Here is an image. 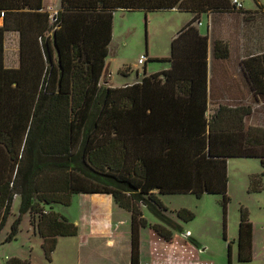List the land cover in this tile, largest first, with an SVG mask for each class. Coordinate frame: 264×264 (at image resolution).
Instances as JSON below:
<instances>
[{
	"label": "trees",
	"instance_id": "16d2710c",
	"mask_svg": "<svg viewBox=\"0 0 264 264\" xmlns=\"http://www.w3.org/2000/svg\"><path fill=\"white\" fill-rule=\"evenodd\" d=\"M60 2L51 22L48 13L37 12L43 9L42 0H0V14L24 11L23 51L25 40L37 41V52H21L18 70L6 68L0 52V232L15 198H20L19 216L5 243L16 240L22 217L29 215L50 260L58 238L79 233L77 225L52 207H69L77 195H109L130 213L131 264L140 263V229L147 225L143 207L161 221L151 228L164 241H172V229H179L168 217L162 196L221 197L226 230L227 161L258 159L263 172L252 176L250 185L252 192L262 189L264 127L248 124L262 111L251 105H220L208 115L209 38L196 23L202 15L244 12L230 0ZM258 9L264 15L259 4ZM173 10L194 18L171 42V68L144 73L141 83L125 87L100 85L114 13ZM211 55L214 61L227 59L228 46L213 39ZM241 67L253 98L263 106L264 52L247 57ZM239 212L238 260L248 263L253 259L254 227L247 211ZM176 215L186 223L195 219L185 209ZM7 264L32 263L15 258Z\"/></svg>",
	"mask_w": 264,
	"mask_h": 264
},
{
	"label": "rangeland",
	"instance_id": "374dc122",
	"mask_svg": "<svg viewBox=\"0 0 264 264\" xmlns=\"http://www.w3.org/2000/svg\"><path fill=\"white\" fill-rule=\"evenodd\" d=\"M244 10L255 11L258 4L264 8V0H240ZM258 2V4L256 3ZM52 7L58 8L60 0H49ZM250 16V15H247ZM193 15L179 12H125L117 11L113 15V47L110 58L112 73L110 85L114 88L121 83L135 81L140 77L160 73L166 62L157 58L170 55L171 41L178 25ZM241 16H232L223 21L219 17L215 33L226 36L236 53L243 47H251L252 40L262 41L264 45V16L242 26ZM206 21V19H205ZM202 32H205L201 28ZM205 29V28H204ZM241 34L243 37L241 38ZM249 50L247 49L246 52ZM245 52V51H244ZM146 58L145 65H139L140 58ZM129 69V76L124 70ZM162 72V71H161ZM262 112L254 116L249 125L264 127V105L258 107ZM263 172L258 159L235 158L227 161L229 203L226 213V230L221 197L204 195L197 199L193 195L162 196V203L169 209L168 217L175 227V236L184 240L198 254L199 264H264V178L260 192H252L250 178ZM102 197V196H98ZM92 198V199H91ZM95 197L73 196L69 207L54 205L53 211L70 222L80 226L75 237H60L51 259L45 257L42 240L33 235L29 215L22 217L20 231L16 240L5 243L13 221L19 216L20 198L16 197L4 229L0 232V264L12 259L29 261L32 264H129L132 256L129 214L103 207L95 203ZM240 208L247 211L253 227L256 229V249L253 260L241 263L238 260V228ZM188 210L195 214L192 222H183L176 212ZM147 225L140 229L139 258L150 263V229L162 225L152 212L142 208ZM192 240L195 242L192 243ZM180 254L177 262L184 259Z\"/></svg>",
	"mask_w": 264,
	"mask_h": 264
},
{
	"label": "crops",
	"instance_id": "0c3cea01",
	"mask_svg": "<svg viewBox=\"0 0 264 264\" xmlns=\"http://www.w3.org/2000/svg\"><path fill=\"white\" fill-rule=\"evenodd\" d=\"M231 1V0H230ZM240 1V0H238ZM241 2V1H240ZM242 3V2H241ZM232 4V3H231ZM233 5V4H232ZM243 5V3H242ZM43 9L37 12H46L49 14L51 22L53 21V17L55 13L60 9L61 2L58 8L52 7V4L49 0H42ZM234 6V5H233ZM235 7V6H234ZM263 7V6H262ZM236 8V7H235ZM244 12V14H240L237 16H241L242 26L252 21H256L259 19V15H263V11H260L257 6V10L253 12H249L243 9H238ZM22 11H14L12 14L4 13L0 14V29H4L3 31L0 30V52H4V65L8 69H15L18 70L21 66V52H37V48L35 46V39H31V41L25 40V51H23L24 41L21 36V28H23V20L22 16L20 15ZM35 13V11H32ZM173 12H177L173 10ZM180 13V12H179ZM190 14V13H188ZM193 15V14H191ZM250 15V16H247ZM235 15H228L222 17L223 21L227 18H230ZM264 16V15H263ZM32 19L38 18V16H31ZM192 18L184 19L180 25L176 28L175 36L173 39L178 35V33L184 28L186 24H188ZM206 19V21H205ZM219 18H213L211 15H202L196 23V27L199 30L202 36H208L209 38V58H208V94H209V111L208 115L211 116L219 108L220 105L225 106H253L254 109L261 106V103L258 105L257 101L253 98L247 81L244 77L242 72L241 62L245 60L247 57H251L254 55H259L264 52V45L260 40L257 44V41L254 39L253 45L251 47L243 45L238 49V52H234L232 49L231 42L226 36H222L219 33H215L216 24H218ZM7 21L8 27H5ZM243 26V27H244ZM201 28L205 30V32L201 31ZM205 28V29H204ZM31 29H34L32 26ZM51 34L48 33L46 38H48ZM243 34H241V38ZM52 39V38H51ZM172 39V40H173ZM213 39H220L223 41L229 50V57L225 60H213L212 59V40ZM113 34H112V41L109 46V55L106 58L105 62V69L103 76L100 81V85L105 87L114 88L110 85L111 80V71H110V58L112 55V47H113ZM172 42V41H171ZM264 43V42H263ZM27 44V45H26ZM37 44V41H36ZM41 45V42L39 43ZM28 46V47H27ZM53 47V45H51ZM28 48V50H26ZM249 50L246 52V50ZM54 51V50H53ZM245 51V52H244ZM171 52V49H170ZM170 58L169 56L157 58L160 60H165L166 66L162 68L161 71H167L171 68V63L168 61ZM146 63V62H145ZM142 64V65H145ZM160 71V72H161ZM124 75L129 76V69L124 70ZM145 73V72H144ZM137 78L135 81H125L121 83L116 88L129 86L135 83H141L143 76L140 77L139 73L136 74ZM77 196H87V197H95L99 205L103 207H111L112 209L123 211L129 214L130 222H131V215L130 213L118 208L109 195H77ZM102 196V197H98ZM92 199V198H91ZM76 225V224H75ZM78 226V225H77ZM31 227V226H30ZM80 226H78L79 228ZM31 232L33 230L31 228ZM79 234V233H78ZM130 234H131V223H130ZM33 235H36L33 233ZM150 239H151V260L149 264H199L197 260L198 254L197 252L190 247L184 240L174 235V238L170 242L164 241L161 237H159L155 231L151 228L150 229ZM132 247V245H131ZM256 249V229L254 228V237H253V257L255 254ZM180 254H183L185 257L181 262H177ZM253 260V259H252ZM139 264H148L144 263L139 258ZM131 264V253H130V263ZM202 264V263H201ZM208 264V263H205Z\"/></svg>",
	"mask_w": 264,
	"mask_h": 264
},
{
	"label": "built area",
	"instance_id": "2783aa9c",
	"mask_svg": "<svg viewBox=\"0 0 264 264\" xmlns=\"http://www.w3.org/2000/svg\"><path fill=\"white\" fill-rule=\"evenodd\" d=\"M231 3L238 9H243V5L238 0H231ZM56 14V13H55ZM146 62V58L142 57L138 60L139 65H142Z\"/></svg>",
	"mask_w": 264,
	"mask_h": 264
}]
</instances>
